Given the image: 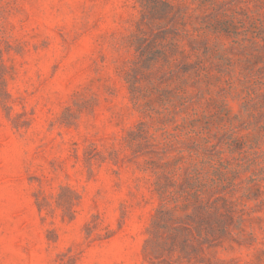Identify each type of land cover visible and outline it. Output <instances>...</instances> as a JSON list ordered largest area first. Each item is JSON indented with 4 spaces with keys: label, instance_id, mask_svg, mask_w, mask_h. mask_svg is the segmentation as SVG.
<instances>
[{
    "label": "rangeland",
    "instance_id": "obj_1",
    "mask_svg": "<svg viewBox=\"0 0 264 264\" xmlns=\"http://www.w3.org/2000/svg\"><path fill=\"white\" fill-rule=\"evenodd\" d=\"M0 264H264V0H0Z\"/></svg>",
    "mask_w": 264,
    "mask_h": 264
}]
</instances>
